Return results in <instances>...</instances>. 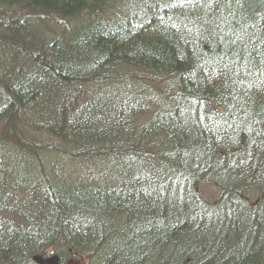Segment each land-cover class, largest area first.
<instances>
[{"label":"trees","instance_id":"obj_1","mask_svg":"<svg viewBox=\"0 0 264 264\" xmlns=\"http://www.w3.org/2000/svg\"><path fill=\"white\" fill-rule=\"evenodd\" d=\"M0 264H264V0H0Z\"/></svg>","mask_w":264,"mask_h":264}]
</instances>
